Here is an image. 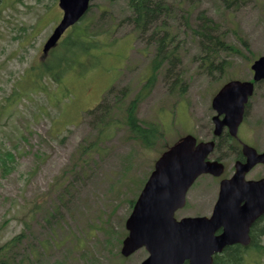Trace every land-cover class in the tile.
Segmentation results:
<instances>
[{
  "label": "rangeland",
  "instance_id": "obj_1",
  "mask_svg": "<svg viewBox=\"0 0 264 264\" xmlns=\"http://www.w3.org/2000/svg\"><path fill=\"white\" fill-rule=\"evenodd\" d=\"M193 1L189 8L192 0L180 6L174 0L167 18L180 39L181 62L173 70L183 72L186 92L179 94L174 74L167 76L161 67L151 93L138 106V117L159 123L162 137L147 147L119 121L109 138L81 154L78 146L87 145L94 132L87 110L111 86L119 94L129 87L134 94L151 72L152 45L137 39L132 23L124 20L130 14L127 0H92L77 26L43 57L42 46L62 14L58 0H0V157L5 151L12 155L10 169L0 165V258L10 264H138L148 255L140 248L123 257L120 247L125 220L155 160L186 134L208 139L212 97L231 78L251 79V62L264 55V0H238L227 10L215 0ZM200 14L239 48L214 60L229 61L223 71L200 66L199 44L185 25L186 15L199 25ZM87 25L90 32L99 31L96 47L74 54L62 47L66 36L85 35ZM63 55L66 61L56 65ZM251 96L238 135L261 151L264 81L256 83ZM232 145L241 147L240 142ZM234 149L223 145L220 177L232 172ZM262 175L264 166L258 165L246 178ZM203 176L175 217L211 210L218 180ZM260 245L263 249L246 253L244 264H264V236Z\"/></svg>",
  "mask_w": 264,
  "mask_h": 264
},
{
  "label": "water",
  "instance_id": "obj_2",
  "mask_svg": "<svg viewBox=\"0 0 264 264\" xmlns=\"http://www.w3.org/2000/svg\"><path fill=\"white\" fill-rule=\"evenodd\" d=\"M91 1L58 0L62 16L43 44V53L81 19ZM250 67L252 81L229 80L212 98L211 106L216 111L212 117L215 134L226 125L236 135L254 83L264 79V55ZM213 149L214 141L197 143L189 134L160 154L125 220L128 233L122 240V256L144 247L148 255L138 264H185V261L212 264L213 253L235 242H248V224L264 214V177L247 180L245 174L256 164H264V149L259 152L246 143L241 149L245 161H236L233 175L220 181L212 214L174 218V212L184 205L186 191L198 175L218 176L223 172L220 161L208 159ZM220 227L222 232L215 235Z\"/></svg>",
  "mask_w": 264,
  "mask_h": 264
},
{
  "label": "trees",
  "instance_id": "obj_3",
  "mask_svg": "<svg viewBox=\"0 0 264 264\" xmlns=\"http://www.w3.org/2000/svg\"><path fill=\"white\" fill-rule=\"evenodd\" d=\"M161 1L165 2L163 3ZM173 1L174 0H127V7L130 9V14L127 15L124 20L132 23L133 29L138 35L137 39L142 38L143 40L145 38L146 45H152L153 47L151 72L134 94L131 93L129 87L121 88L119 94L118 91L115 92V88L111 86L102 100L93 109L87 111V114L90 116L89 124L94 132L93 138L88 140L89 142L87 145L80 144L78 146V151L81 154L88 153L91 149L95 150L99 143L109 138L118 126L119 121L124 123L132 138L140 140L142 144L147 147L154 146L155 142L162 137L163 132L159 127V123L154 121H143L138 117L137 111L139 104L151 93L161 67H165L167 76L174 74L172 84L174 88H177L179 94H184L187 90V83L184 81L183 72H175V70H173V68L178 66L181 62V57L178 52L180 39L177 37V32H173L171 25L167 23V18H171L174 11ZM215 1L224 10H227L238 0ZM184 2H187V0H178L176 5L180 6V3ZM193 2L192 0L188 6L189 8L192 7ZM91 5L88 11L91 9ZM189 11L190 9H187L188 14ZM161 14H163L165 20L159 23ZM185 17V25L189 28L190 35H192L199 44L200 52L198 59L201 68H206L210 71L213 67H216L220 69V71H223L225 66L229 64V61L221 59L214 64V60L220 57L221 53L227 56L234 55L239 51V48L225 41L223 33L218 31L219 29L216 23H211L212 20L210 17L200 14L199 19L201 21L196 27L187 20L188 15ZM77 24L72 27H76ZM150 24L153 25V28H149ZM86 30L85 35L76 32L74 35L66 36L61 41L64 43L62 47L66 46L65 48L67 51L70 53L73 52L72 54L77 51L96 47L94 35L99 31L90 32L89 25L86 26ZM240 42L245 44L242 40H240ZM60 61L65 62L66 55L61 56L56 65H58ZM130 94L132 95L129 98ZM117 113H121L122 117L119 119L115 117ZM222 145L221 141L218 142L217 150L214 154L218 156H223L225 154L220 151ZM232 146V143H230V145L228 144L226 147L231 149L233 148ZM4 153V156L0 157V165L4 167L3 170H8L11 168L8 164L11 153L9 151H5ZM2 154L3 152H1V155ZM18 238L19 237L14 238L12 243ZM215 261L221 264L241 263L240 256L231 248L226 250L224 256H215Z\"/></svg>",
  "mask_w": 264,
  "mask_h": 264
},
{
  "label": "flooded vegetation",
  "instance_id": "obj_4",
  "mask_svg": "<svg viewBox=\"0 0 264 264\" xmlns=\"http://www.w3.org/2000/svg\"><path fill=\"white\" fill-rule=\"evenodd\" d=\"M161 2H165V1H161ZM158 19V18H157ZM157 19H155V20H157ZM159 19H161L160 21H159V23L161 22V21H163V20H165V18H164V16H163V14H161V16H160V18ZM154 20V21H155ZM149 28H153V25L152 24H150L149 25ZM150 30V29H149ZM152 30V29H151ZM42 56H44V55H42ZM252 97V96H251ZM249 105H250V98H249V100H248V102L246 103V105H245V111H244V116L246 115V113H247V109H248V107H249ZM214 114H215V111H214ZM213 114V115H214ZM213 115L211 116V118H210V126H208V139H206V140H199L197 137H195L196 138V140H197V142H200V141H209V140H212V141H214V145H215V149H214V151L211 153V155L209 156V158L210 159H217V160H219V161H221L222 163H223V165H224V159H225V156L223 155V156H218V155H216V154H214V152L217 150V144H218V142H222V144L223 145H225V146H227L228 144L230 145V143H233V142H240L241 144H242V142H241V140H240V137H239V135H238V132H239V126H240V124L238 125V127H237V132H236V135L234 136V135H232L230 132H229V128L226 126V125H223L222 127H221V129L219 130V133L218 134H215V124H214V121H213ZM220 117H222V115L220 116ZM223 145H222V147H223ZM241 146V145H240ZM235 147V146H234ZM234 147H233V149H234ZM220 151L222 152V153H225L226 154V151L224 152L221 148H220ZM234 162H233V170H232V172L231 173H229V174H227L226 176H224V177H220L223 173H224V171H225V165H224V171H223V173L222 174H220L219 176H216V175H206V176H209V177H211V178H213V179H216V180H218V187H217V193H216V198H215V201H214V203H213V205H212V208H211V210L208 212V214H206L205 216H210L211 214H212V211H213V207H214V204H215V202H216V199H217V196H218V191H219V186H220V181L222 180V179H225V178H230L231 176H232V174H233V172H234V164H235V162L236 161H241V162H244L245 161V157H244V155H243V153H242V150H241V147H239V146H237L236 147V150L234 149ZM258 165H260V166H264V164H261V163H259V164H257V165H255L254 167H256V166H258ZM253 167V168H254ZM252 168V169H253ZM251 169V170H252ZM250 170V171H251ZM250 171H248L246 174H245V179H247V180H257V179H260V178H263L264 177V175H262V176H260V177H256V178H249V177H247L246 178V175L250 172ZM200 177V176H199ZM198 177V178H199ZM197 178V179H198ZM198 182L199 181H197L196 182V184H198ZM195 184V185H196ZM194 185V184H193ZM186 205V204H185ZM183 207H184V205H183ZM183 207H181V208H178L177 210H179V209H182ZM176 210V211H177ZM175 211V212H176ZM174 215H175V213H174ZM197 215H199V214H197ZM202 215V214H201ZM188 216H194V215H188ZM183 217H185V216H182V217H179V218H177V217H175L176 219H181V218H183ZM222 232V228L220 227V228H218L214 233H215V235H218V234H220ZM247 235H248V242L246 243V244H243V243H240V242H235V243H232V244H229V245H227V246H225L224 248H222V250L220 251V252H217V253H214L213 255H212V260H213V262H212V264L213 263H216L217 261H215V256H217V255H225L226 254V250L228 249V248H231L233 251H236L237 252V254L240 256V261H241V263L240 264H244L245 263V255H246V253L247 252H249V251H259L260 249H263V247L260 245V240L262 239V237L264 236V214H262V215H260V216H258V217H256L255 219H253L249 224H248V229H247ZM4 248L6 249L7 247H5L4 246ZM1 250H4V249H1ZM185 264L187 263V261H185L184 262ZM0 264H10V263H8V261L7 260H5V259H3V258H0ZM220 264V263H219Z\"/></svg>",
  "mask_w": 264,
  "mask_h": 264
}]
</instances>
